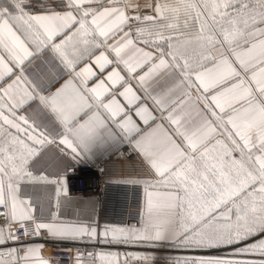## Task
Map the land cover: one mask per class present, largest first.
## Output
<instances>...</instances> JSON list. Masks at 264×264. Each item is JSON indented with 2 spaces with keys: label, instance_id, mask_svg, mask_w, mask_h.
I'll return each instance as SVG.
<instances>
[{
  "label": "snow or ice",
  "instance_id": "1",
  "mask_svg": "<svg viewBox=\"0 0 264 264\" xmlns=\"http://www.w3.org/2000/svg\"><path fill=\"white\" fill-rule=\"evenodd\" d=\"M140 8L131 0H62L38 8L0 0V264H52L39 255L43 245L22 240L41 236L207 253L173 264H264V0H153ZM46 50L80 87L68 93L69 80L44 95L28 80L25 63ZM85 57L101 73L111 67L91 88V65L76 71ZM161 79L172 87L153 94L149 85ZM131 80L160 117L140 103ZM35 101L60 131L50 134L24 114ZM133 107L145 125L154 123L150 131L142 133ZM104 113L118 130H108L107 138L126 142L143 168L122 181L143 189L133 224L63 219L60 197L68 196L70 165L55 175L31 170L52 144L74 162L89 159L100 130L108 129ZM25 183L55 186V210L47 218H38L21 196ZM121 255L88 252L83 262L80 253L75 264H130L134 254ZM135 258L153 264L150 257Z\"/></svg>",
  "mask_w": 264,
  "mask_h": 264
},
{
  "label": "crops",
  "instance_id": "2",
  "mask_svg": "<svg viewBox=\"0 0 264 264\" xmlns=\"http://www.w3.org/2000/svg\"><path fill=\"white\" fill-rule=\"evenodd\" d=\"M53 3L62 0H50ZM147 3V2H146ZM49 7H58L55 5ZM143 9V8H141ZM95 55H99V52H95ZM110 58L114 59L109 53ZM85 64L91 65L93 71L96 73L95 77L89 78L87 81V87L91 88L99 79L104 76H107V72L111 71V67H109L104 73H101L100 70L95 66L92 62L91 57H85L81 62L78 63L76 71H80ZM115 66V65H113ZM120 71L122 75L127 77V73L124 71L123 66L120 67ZM24 74L27 76L28 80L36 85L38 90H41L44 95H50L54 93L57 89L61 88L65 85L66 81L72 80V84L68 86L66 91L71 93L72 87H80V79L71 75L60 61L51 53V51H43L41 54L34 55L31 59H29L24 65ZM140 73L138 72L137 75ZM133 90L136 91L137 95L141 97L140 103H146L149 107V110L153 113L154 116L160 117V112L156 109L152 100H144V92L140 89L138 82L135 80L130 81ZM172 87V82L167 81L165 79H161L156 81L155 83H151L149 85V90L153 92V94H159L166 91L168 88ZM119 91H122L121 87H118L115 90L117 95V99L121 104L124 105L127 110L128 106L124 102L123 97L119 96ZM193 93L195 94V89H193ZM179 95V93H177ZM112 97L107 96L105 99V103L110 100ZM89 100L91 101V97L89 96ZM96 109L93 107L91 112H88L87 116L83 113L78 118L80 122L87 120L89 116L92 115V112H95ZM103 111V110H101ZM24 114H27L30 119H35L37 122L41 123L42 126L46 127L50 134H55L60 131L59 125L56 124L52 118L48 115V113L43 110L38 101L32 102L27 105L24 109ZM131 116L133 120L137 123L138 127L143 132H148L152 127H154L153 122H149L148 125H145L139 117L135 115V108L131 109ZM166 115V113H165ZM103 118L107 121L108 129H101V138L98 140L96 145L92 149V154L89 159L81 160L80 162H74L70 158L62 157L59 153V149L56 144H52L47 146L38 159H36L32 165L31 170L35 174H39L41 171L46 175H55L58 172H64L65 165H70V168L75 166L76 164L81 163H99L108 158H118L119 157V148L124 143L114 144L111 140L107 138L108 130H116L115 124H112L111 120L108 118V114L104 113ZM122 118V117H121ZM156 123H164L165 126H169L166 120H157ZM126 143V142H125ZM67 175V172L65 173ZM122 176L112 173L110 170L106 174L105 179V193L103 198V204L101 207V213L99 218H97V200L92 196L85 197H72L68 195L67 197L61 194L60 197V208L59 212L63 219L67 220H82V221H90L96 220L101 225L104 223L125 224V207H118V200H128L129 189L131 185L124 184L122 181ZM122 189V190H121ZM21 196L27 197L31 200L33 206L37 209L38 218H47L50 210L53 209V205L56 203V192L55 186L51 184L45 183H25L22 185ZM143 206V189L141 188V205L140 210ZM51 242L63 243V244H85L99 253H107V252H116L121 253V259L123 260L127 254H129L128 249H134L131 252L133 255L130 258L131 262H143L145 260L140 259L137 260L135 257L139 255L141 257H151L153 256L151 252L148 250H144L146 246H143V243H132V244H109V243H101L97 241H68V240H53L48 239ZM25 245H34L39 244V241L42 240L39 237H28L26 239H22ZM132 245V246H131ZM19 246V245H16ZM22 254V253H21ZM40 255V253H39ZM134 258V259H133ZM257 258L258 257H254ZM88 259L83 260L86 262ZM76 258L72 260L71 264H75ZM97 264H100V261L97 260Z\"/></svg>",
  "mask_w": 264,
  "mask_h": 264
},
{
  "label": "built area",
  "instance_id": "3",
  "mask_svg": "<svg viewBox=\"0 0 264 264\" xmlns=\"http://www.w3.org/2000/svg\"><path fill=\"white\" fill-rule=\"evenodd\" d=\"M31 7H40L41 5L49 7L59 6L62 1L53 3L50 0H26ZM118 158H108L99 163H79L67 171L68 195L72 197L92 196L97 200V218L101 213L103 198L105 193V179L109 170L112 173L122 176L126 179L130 176L138 175L143 172V168L137 160V153L130 150V146L124 143L119 148ZM141 186H130L128 200H118V207H125V224L138 222L140 218L141 205ZM122 190V189H121ZM28 237H22L26 239ZM42 242L50 248L48 259L52 264H71L72 260L77 258L78 254L83 253L82 259H89L88 252H96L95 249L85 244H63L51 242L45 236L39 237ZM130 264H146L144 262H131Z\"/></svg>",
  "mask_w": 264,
  "mask_h": 264
},
{
  "label": "rangeland",
  "instance_id": "4",
  "mask_svg": "<svg viewBox=\"0 0 264 264\" xmlns=\"http://www.w3.org/2000/svg\"><path fill=\"white\" fill-rule=\"evenodd\" d=\"M131 2L134 4L140 5L141 8H143V5L147 3H152L153 0H131ZM141 8L140 10L144 11V9H141ZM39 245H43V247L39 249L40 257L48 259V256L50 254V248H48L47 245H45L42 241L41 242L39 241ZM142 245L146 246L144 250H148L149 252L153 253L152 254L153 256L150 257L153 264H173L175 258L177 257L207 254L200 250L177 248V247L170 246L168 244H162V245L155 246V247L147 245V244H142ZM9 246H16V245L10 242ZM128 251L129 253H131L134 251V249L129 248ZM82 260L85 261V259H82ZM143 262L146 263V261H143Z\"/></svg>",
  "mask_w": 264,
  "mask_h": 264
}]
</instances>
